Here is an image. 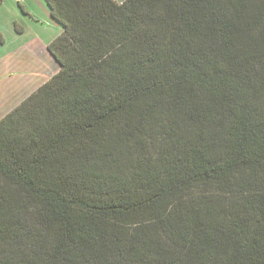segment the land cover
Instances as JSON below:
<instances>
[{
	"label": "trees",
	"instance_id": "16d2710c",
	"mask_svg": "<svg viewBox=\"0 0 264 264\" xmlns=\"http://www.w3.org/2000/svg\"><path fill=\"white\" fill-rule=\"evenodd\" d=\"M45 1L61 69L0 121V264H264V0Z\"/></svg>",
	"mask_w": 264,
	"mask_h": 264
},
{
	"label": "rangeland",
	"instance_id": "374dc122",
	"mask_svg": "<svg viewBox=\"0 0 264 264\" xmlns=\"http://www.w3.org/2000/svg\"><path fill=\"white\" fill-rule=\"evenodd\" d=\"M3 1L0 20L4 29L11 26L10 35L4 30L8 52L0 47V117H6L52 78L59 65L47 48L41 53L39 44L43 43V49L45 40L57 39L62 34L45 0ZM16 23L27 41L15 40Z\"/></svg>",
	"mask_w": 264,
	"mask_h": 264
},
{
	"label": "crops",
	"instance_id": "0c3cea01",
	"mask_svg": "<svg viewBox=\"0 0 264 264\" xmlns=\"http://www.w3.org/2000/svg\"><path fill=\"white\" fill-rule=\"evenodd\" d=\"M3 3H4V1L2 0L1 1V4H0V8L2 7V5H3ZM51 11V10H50ZM2 12L0 11V14H1ZM52 16V15H51ZM53 18V17H52ZM54 21H56L55 19H54ZM56 23L61 27V32L60 33H63V31H64V28H63V26H61V24H59L57 21H56ZM16 24H18V23H16ZM10 26H11V24L8 26L7 25V29H4V26H3V23H2V21L0 20V47H1V50H4L5 49V52L7 53L8 52V42H7V39H6V37L4 36V30L6 31V32H9L8 33V35H10ZM14 28V27H13ZM13 28H12V30H11V32L13 33ZM15 30L14 31H16L15 32V35H16V38H15V40H19V41H21V40H24V33H19V32H17V30H16V27L14 28ZM59 33V34H60ZM14 38V37H13ZM55 39H51V40H45V42H44V47H43V49H42V45H43V43L41 42L40 44H39V46L41 47V49H40V51H41V53H44V51H45V49L47 48V50H48V45L51 43V42H53ZM24 41H27V40H24ZM28 43V42H27ZM17 44H23V43H17ZM4 52V53H5ZM48 52H49V50H48ZM50 53V52H49ZM50 55H51V53H50ZM11 56V55H10ZM51 57L55 60V58L51 55ZM11 58V57H10ZM56 61V60H55ZM56 63H58L57 61H56ZM58 69L55 71V73L53 74V75H55L56 73H58L59 71H60V69H61V66H60V64L58 63ZM52 75V76H53ZM44 84V83H43ZM1 119H3L4 117H0Z\"/></svg>",
	"mask_w": 264,
	"mask_h": 264
}]
</instances>
